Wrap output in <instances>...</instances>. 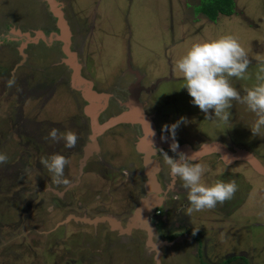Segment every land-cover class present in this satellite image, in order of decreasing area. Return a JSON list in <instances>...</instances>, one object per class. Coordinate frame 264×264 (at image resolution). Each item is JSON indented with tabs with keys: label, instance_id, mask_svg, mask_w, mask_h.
I'll return each instance as SVG.
<instances>
[{
	"label": "rangeland",
	"instance_id": "374dc122",
	"mask_svg": "<svg viewBox=\"0 0 264 264\" xmlns=\"http://www.w3.org/2000/svg\"><path fill=\"white\" fill-rule=\"evenodd\" d=\"M53 1L63 18L59 22L49 1L0 0V153L8 157L0 164V264H67L68 251L75 259L71 264L93 262V255L106 263L107 244L88 226L79 230L87 235L74 241L73 223L64 229L62 221L68 214L90 217L104 210L120 216L121 206L131 211L153 189L165 198L164 222L189 216L180 208L190 206L187 190L171 176L163 155L178 156L165 128L178 121L174 139L178 149L195 156L190 162L206 167L201 182L234 180L238 186L231 199L215 207L227 212L226 218L205 209L189 219L216 254L214 263L223 254L235 255L234 260L243 252L246 264H264V129L253 135L255 114L235 100L228 122L205 119L176 68L193 43L232 35L251 61L247 79H230L243 96L264 62V0H234L233 13L214 21L196 12L200 0ZM63 24L70 56L57 26ZM138 43L154 50L142 54L133 46ZM128 51L132 59H143L135 71L130 56L124 61ZM133 73L144 81L131 90ZM13 75L16 83L9 88ZM161 75L166 79L155 84ZM129 105L134 110L128 116L122 108ZM209 114L214 117V110ZM53 128L74 132L76 146L46 138ZM53 154L69 161L68 184L55 183L41 164ZM157 216L153 212L149 222ZM189 227L171 233L188 235ZM187 246L191 250L195 241L188 239ZM137 256L131 257L134 263Z\"/></svg>",
	"mask_w": 264,
	"mask_h": 264
},
{
	"label": "clouds",
	"instance_id": "9594fccd",
	"mask_svg": "<svg viewBox=\"0 0 264 264\" xmlns=\"http://www.w3.org/2000/svg\"><path fill=\"white\" fill-rule=\"evenodd\" d=\"M251 63L245 48L238 39L232 35H222L216 39H208L193 43L186 53L176 61V68L181 74L188 94L192 97V103L205 113V119H218L224 122L230 120L231 113L228 111L232 107V101L245 104L248 109L255 114L251 128L253 135H261L264 129V62H262L256 73V83L244 90V95L230 83L231 78L247 79L246 75ZM7 86L13 87L16 83L13 75L7 80ZM214 110V117L209 114ZM181 121L187 123L185 118ZM179 121L165 128L173 136L170 148L173 152L178 149L175 141V130ZM154 134V133H153ZM53 141L63 139L65 147L76 146L78 137L72 131L58 133L53 128L48 133V137ZM164 138V137H162ZM164 162L170 169L171 176L179 178L182 186L187 190L189 216L194 211L213 209L217 203L223 204L231 199L238 186L235 181L224 182L217 180L212 185H205L201 182V177L206 171V167L201 163L190 162L196 158L194 155L178 153L179 158L163 153ZM8 157L0 153V164H5ZM69 161L61 154H53L48 158H41V164L52 173V180L57 184H68L64 179V169ZM156 210V209H154ZM157 213V212H155ZM196 229L193 234H196Z\"/></svg>",
	"mask_w": 264,
	"mask_h": 264
},
{
	"label": "flooded vegetation",
	"instance_id": "af4514ba",
	"mask_svg": "<svg viewBox=\"0 0 264 264\" xmlns=\"http://www.w3.org/2000/svg\"><path fill=\"white\" fill-rule=\"evenodd\" d=\"M183 151H181V148H179L177 149L176 152L187 154L186 152H183ZM176 158L178 159L179 157L177 156ZM155 166H156V163H155ZM177 187L179 188V186ZM162 205L159 207L161 209L157 208L156 210H153L151 212V214L153 212L154 213L157 212V214L159 215L157 217H160V218L153 221V223L149 222L152 228L151 242L154 246L158 247V251H159V254H158L159 264H169V262L171 264H246L245 259H244L245 254H243V252L238 253L237 259H234V260L232 259L234 258L235 255L229 256L230 253L223 254L221 255L222 259L219 262L214 263V260H215L214 258L216 257V254L215 256H213L212 255L213 250L210 248H207V244L205 242L203 234H200L198 230L196 231L195 235L193 234L196 228L193 227V225L190 223V220H189L190 216H187V217L180 216V217L175 218V220L164 222L163 218L160 216V214L162 213V208H163ZM181 205L182 207L180 206V208L189 207L188 204H185V203ZM168 208L171 210L173 208V205L169 206ZM129 210L130 209L128 206H121L119 210L120 216L116 212H112V211L106 212V210H104L106 213L104 211H99L97 215L90 216V217L87 216V212L82 213V215L68 214L62 221L63 222L62 225L64 229H66L69 226L67 222L73 223V227L74 229H76L74 230L75 232L72 233V236L75 237L73 239L74 241L80 240V237L83 236L82 233L86 234L85 232H79L80 228L81 227L85 228V226H88V228H90L91 231L93 232V235H95L100 240V242L103 241V243L105 244V247H106V244L108 245V251L110 252V255H109L110 257L109 259H107L108 262L102 263V261L99 259V256L93 255L94 257L93 260L95 261L91 262V260L88 259L87 264H158L156 261L157 251H155V248L147 245L148 233L146 230L140 227H134L130 230L129 233H126V232L120 233L117 228L113 229L112 225L109 222L100 221V222H97L96 224L89 222L90 220L95 219V217H108V218H111L116 225L121 226L123 229H125L127 227V224L129 223L130 217L134 213L135 207L134 209H131V211ZM213 210L214 211H212V213H214L213 214L215 215L214 217H218L220 213L223 215L222 217L224 218L228 216L227 212H225L223 209H222L223 212L221 210H216L215 208H213ZM164 211L167 212V210L165 209ZM178 212H180V210H178ZM201 212L203 213V211ZM173 213H176V211H173ZM151 214L149 215V221L151 220ZM209 216H212V215L209 214ZM67 217H68V220H67ZM190 225L191 227H189ZM186 226L190 228L192 232L191 234L187 235V233H183V234L171 233V231H176L181 228H185ZM221 229L222 228H220L219 230ZM137 233L142 234V240L139 237V239L141 240V244H139L137 239L135 238V235L137 236ZM186 237H188V239L190 240L195 241L194 248H192L189 251H187L183 247L184 244H186V241H188ZM174 244H178L179 247L174 248ZM172 247L174 249L169 250V248H172ZM177 249H180L179 251H177L178 254H176V251H173ZM68 252H69V255H68L69 260L64 259V263H67V264L74 263L75 259L71 258V253L70 251ZM134 253L138 254L137 256L138 263H134L131 260V257L134 255ZM218 259H220V255Z\"/></svg>",
	"mask_w": 264,
	"mask_h": 264
},
{
	"label": "water",
	"instance_id": "95a60500",
	"mask_svg": "<svg viewBox=\"0 0 264 264\" xmlns=\"http://www.w3.org/2000/svg\"><path fill=\"white\" fill-rule=\"evenodd\" d=\"M46 1H49V4H48L49 9L53 13V15L56 17L57 22L61 21L63 18L61 16V14L59 13V9L57 7V4L53 0H46ZM57 26H58L60 32H64V34H63V43L65 44V52H66L67 56H70L69 47H68V44H69V33H68V30H67V27L64 24L63 25H57ZM125 117H126V115L123 114L122 116L117 118L115 121H120L122 118H125ZM254 165H256L260 169L259 165H257V164H254ZM154 190L155 189L152 190L153 192L151 191L145 197L139 199L138 206L135 208L134 213L130 217L129 223L127 224V227L125 229H123L121 226L116 225L113 222V220L111 218H108V217H95V219L90 220L89 222L93 223V224H96L97 222H100V221L109 222L112 225L113 229L117 228L120 233H125V232L129 233L130 230L132 228H134V227H140V228L146 230L147 233H148L147 245L150 246V247L155 248V251H157L156 261L159 264L158 247L154 246L152 244V242H151L152 228H151L150 223H149V215L151 214V212L154 209L159 208L163 204L165 198L163 196L158 195L156 190L155 191ZM67 220H68V217H67ZM67 220H65V221H67Z\"/></svg>",
	"mask_w": 264,
	"mask_h": 264
},
{
	"label": "trees",
	"instance_id": "16d2710c",
	"mask_svg": "<svg viewBox=\"0 0 264 264\" xmlns=\"http://www.w3.org/2000/svg\"><path fill=\"white\" fill-rule=\"evenodd\" d=\"M196 12L214 21L218 15H231L234 10V0H200Z\"/></svg>",
	"mask_w": 264,
	"mask_h": 264
},
{
	"label": "crops",
	"instance_id": "0c3cea01",
	"mask_svg": "<svg viewBox=\"0 0 264 264\" xmlns=\"http://www.w3.org/2000/svg\"><path fill=\"white\" fill-rule=\"evenodd\" d=\"M135 48H136V46H138V47H140L141 49H142V54H143V50L144 49H146V50H148L149 48L150 49H152V50H154L153 49V47H148V46H146V45H142V44H134L133 45ZM132 46V47H133ZM128 50L130 51V46L128 45ZM128 51V53H129V55L128 56H126L125 57V60L124 61H126V59L129 57L130 58V60H129V63H128V65H130L131 64V66L130 67H132L131 69H132V71H135V67H138V66H135L134 67V65L135 64H138V65H141V64H143L144 62L142 61L143 59H141V58H137V59H132L131 58V54H130V52ZM146 53H147V51H146ZM135 55V54H134ZM142 57H143V55H142ZM145 58V57H144ZM133 60V61H132ZM131 61V62H130ZM163 61V60H162ZM162 64V63H161ZM140 67H144V65H142V66H140ZM162 69H163V65H162ZM165 71V70H164ZM136 73H138V74H140L141 72L138 70V71H136ZM130 76V79L132 80V81H130V83L131 84H129L128 86H129V88H131V90L132 89H134V88H136V89H139V86H138V84H140L141 83V81H144V79L142 78V76L141 77H138V76H135V73H133V74H131V75H129ZM133 78V79H132ZM166 78L164 77L163 78V75H161V77L160 78H156L154 81H155V84H156V82H158V81H163V80H165ZM141 85V84H140ZM129 108H130V110H129ZM131 110H134V107H132V106H130L129 105V107L127 106V107H124V108H122V111H125L126 113H128V116H129V113H130V111ZM186 246V245H185ZM178 247H179V245H178ZM178 247H176V248H178ZM188 247V246H187ZM187 247H184V249H186V250H189V247L187 248ZM180 249H177V250H174V251H176V254H178V252L177 251H179Z\"/></svg>",
	"mask_w": 264,
	"mask_h": 264
}]
</instances>
